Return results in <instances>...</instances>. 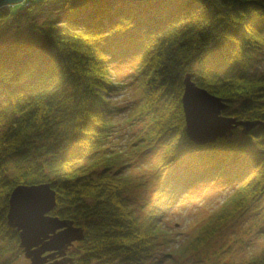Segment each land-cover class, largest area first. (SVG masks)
I'll use <instances>...</instances> for the list:
<instances>
[{
  "label": "trees",
  "instance_id": "trees-1",
  "mask_svg": "<svg viewBox=\"0 0 264 264\" xmlns=\"http://www.w3.org/2000/svg\"><path fill=\"white\" fill-rule=\"evenodd\" d=\"M117 40L144 48L137 114L149 117L147 145L169 137L157 161L163 175L182 186L238 166L235 206L209 235L264 196V74L253 71L264 0H25L0 8V238L19 253L7 224L19 184H52V214L86 232L68 251L78 264H138L162 236L153 218L140 222L129 208L132 182L107 146L110 97L123 85L110 72ZM188 72L228 105L223 115L260 124L240 127L241 138L193 143L182 106ZM255 258L249 264H264V254Z\"/></svg>",
  "mask_w": 264,
  "mask_h": 264
},
{
  "label": "rangeland",
  "instance_id": "rangeland-1",
  "mask_svg": "<svg viewBox=\"0 0 264 264\" xmlns=\"http://www.w3.org/2000/svg\"><path fill=\"white\" fill-rule=\"evenodd\" d=\"M116 43L109 54L110 72L123 85L110 97L115 112L107 146L121 153L123 171L132 182L125 193L129 208L140 222L153 218L162 235L153 239L149 253L138 264H249L259 259L255 257L264 254V196L241 211L239 208L214 235H209L222 214L235 206L238 166L230 174L182 186L176 181L174 186L173 179L163 175L157 161L169 137L147 145L144 139L149 117L137 114L143 98L139 70L144 48H132L120 40ZM253 71L264 74V46L255 55ZM235 135L245 136L240 127ZM10 173L15 175L17 171L12 168ZM16 245L9 236L0 238V250H5L0 254V264L30 263Z\"/></svg>",
  "mask_w": 264,
  "mask_h": 264
},
{
  "label": "water",
  "instance_id": "water-1",
  "mask_svg": "<svg viewBox=\"0 0 264 264\" xmlns=\"http://www.w3.org/2000/svg\"><path fill=\"white\" fill-rule=\"evenodd\" d=\"M23 1L0 0V8ZM183 84L185 133L196 145L204 146L221 138H231L239 127L248 133L260 124L259 121L223 115L228 105L220 97L199 86L193 73L185 74ZM56 206L57 191L49 182L19 184L10 195L7 224L18 231L20 248L26 258L31 259L30 264L72 262L69 249L86 237L82 226L52 214Z\"/></svg>",
  "mask_w": 264,
  "mask_h": 264
},
{
  "label": "bare ground",
  "instance_id": "bare-ground-1",
  "mask_svg": "<svg viewBox=\"0 0 264 264\" xmlns=\"http://www.w3.org/2000/svg\"><path fill=\"white\" fill-rule=\"evenodd\" d=\"M29 259V258H28ZM59 259H61V258H57V260H59ZM63 259V258H62ZM69 259H71V261L72 262H68L67 264H78V263H76V259L75 258H69ZM30 260V263L32 262L31 261V259H29ZM52 261H54V260H52ZM29 263V264H30ZM97 264H99V263H97ZM100 264H103V263H100ZM105 264V263H104Z\"/></svg>",
  "mask_w": 264,
  "mask_h": 264
}]
</instances>
